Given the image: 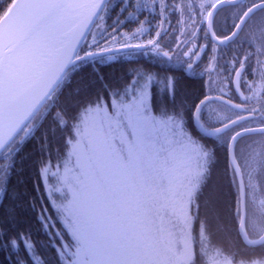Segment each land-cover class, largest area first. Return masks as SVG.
Segmentation results:
<instances>
[{
    "label": "flooded vegetation",
    "instance_id": "obj_1",
    "mask_svg": "<svg viewBox=\"0 0 264 264\" xmlns=\"http://www.w3.org/2000/svg\"><path fill=\"white\" fill-rule=\"evenodd\" d=\"M81 47L85 51L77 57L126 49L85 62L108 69L106 73L123 65L128 67L127 79L143 78L148 109L152 101L176 93L178 141L208 146L193 181L192 220H203L200 192L223 187L233 194L230 221L237 225L240 239L243 220L248 239L260 240L264 236V0H107ZM137 65L143 67L142 76L135 73ZM197 118L199 126L214 134L204 133ZM220 176L226 184L214 185ZM204 178L209 180L207 187L201 184Z\"/></svg>",
    "mask_w": 264,
    "mask_h": 264
},
{
    "label": "trees",
    "instance_id": "obj_2",
    "mask_svg": "<svg viewBox=\"0 0 264 264\" xmlns=\"http://www.w3.org/2000/svg\"><path fill=\"white\" fill-rule=\"evenodd\" d=\"M14 1L0 0V19ZM84 51L81 47L79 55ZM125 69L128 67L120 65L109 68L106 73L108 69L102 70L94 62L86 64L84 61L69 70L32 120L34 130L27 139L20 143V135L0 156V264H93L85 257V240L96 257L99 250L106 253L107 264H124L113 250L111 233L101 218H92L89 229L82 228L78 221L70 218L67 182L72 177L78 181V172L72 169V155L74 147L83 140L78 136L84 119L102 108L111 109L112 114L116 110L115 104L123 107L134 103L138 83L145 82L141 77L127 79ZM135 69L137 75L144 74L142 66L137 65ZM115 73L119 78L114 76ZM154 90L152 86L151 91ZM175 105L177 96L172 92L152 101L148 109L150 120L153 123L155 119L161 121L163 130L169 133L161 136L164 139L155 144V153L160 156L170 154L168 147L178 141L179 133L172 127L176 125ZM117 117L123 120L121 114ZM150 135L156 138L159 134ZM196 146L199 147V157H205L208 146ZM207 179H203L202 186L207 187ZM225 184L224 177L220 176L214 185ZM222 189L200 192L203 212L200 223L192 220L193 196L190 198L185 213L189 220L187 231L193 247L192 257L188 258L187 252L185 256L182 248L179 251L171 238L159 245L152 243L153 250L160 247L161 255L168 258L170 253L176 252L172 256L174 264H264V244L250 247L240 239L237 225L231 223L233 194ZM86 194L89 198L88 191ZM213 205L215 210L211 209ZM153 208L150 213L152 221ZM152 221L151 242L156 235ZM145 225L147 223L137 225L142 231V240L147 237ZM85 230L89 232L86 238ZM160 258L153 256L152 252L147 260L154 264Z\"/></svg>",
    "mask_w": 264,
    "mask_h": 264
},
{
    "label": "rangeland",
    "instance_id": "obj_3",
    "mask_svg": "<svg viewBox=\"0 0 264 264\" xmlns=\"http://www.w3.org/2000/svg\"><path fill=\"white\" fill-rule=\"evenodd\" d=\"M138 84L134 103L123 107L115 104L117 112L113 110L112 114L111 109L102 108L84 119L78 136L83 140L72 155L78 181L72 177L67 182V208L70 218L85 229H89L92 218H101L111 233L113 250L124 264H149L152 252L161 257L156 264H174L172 256L176 252L163 257L160 247L153 250L152 243L159 245L171 238L179 251L185 250V256L186 252L188 258L193 255L186 213L199 173V147L176 141L168 147L170 154L155 153V144L169 133L163 130L161 121L155 124L150 120L147 83ZM119 114L123 120L117 117ZM176 126L172 127L178 134ZM150 134L159 135L151 138ZM151 221L156 233L152 242ZM141 223H147L145 240L137 227ZM88 233L85 230V238ZM89 247L85 240L83 249L90 262L108 263L105 252L99 250L96 257Z\"/></svg>",
    "mask_w": 264,
    "mask_h": 264
},
{
    "label": "water",
    "instance_id": "obj_4",
    "mask_svg": "<svg viewBox=\"0 0 264 264\" xmlns=\"http://www.w3.org/2000/svg\"><path fill=\"white\" fill-rule=\"evenodd\" d=\"M106 1L15 0L0 19V77L42 30L55 24L59 26V30H63L56 43L46 51L24 78L17 83L11 82V86L9 84L2 86L0 91V156L29 126L20 143L27 139L34 130V126L31 125L32 120L69 70L84 61L126 50L119 49L77 57ZM199 127L207 135L214 134ZM231 160L236 168L232 149ZM1 204L2 200H0V206ZM243 227L242 220L240 230L244 243L250 247L262 246L264 236L258 241H250Z\"/></svg>",
    "mask_w": 264,
    "mask_h": 264
},
{
    "label": "bare ground",
    "instance_id": "obj_5",
    "mask_svg": "<svg viewBox=\"0 0 264 264\" xmlns=\"http://www.w3.org/2000/svg\"><path fill=\"white\" fill-rule=\"evenodd\" d=\"M62 33L63 30H59V26L55 24L45 28L35 36L15 61L2 73L0 91L2 86L6 84L11 86V82L17 83L24 78L46 51L56 43Z\"/></svg>",
    "mask_w": 264,
    "mask_h": 264
}]
</instances>
